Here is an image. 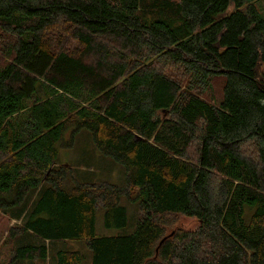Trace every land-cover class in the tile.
Masks as SVG:
<instances>
[{"label":"trees","instance_id":"1","mask_svg":"<svg viewBox=\"0 0 264 264\" xmlns=\"http://www.w3.org/2000/svg\"><path fill=\"white\" fill-rule=\"evenodd\" d=\"M254 1L0 0V212L16 221L15 241L39 240L8 264L78 240L91 264H264V19ZM218 76L222 99L210 103L199 90ZM66 133L88 134L125 168V185L61 164ZM121 197L137 203L134 231L98 235L100 209L107 228L126 225ZM183 216L197 227L176 226ZM52 260L84 257L62 249Z\"/></svg>","mask_w":264,"mask_h":264},{"label":"rangeland","instance_id":"2","mask_svg":"<svg viewBox=\"0 0 264 264\" xmlns=\"http://www.w3.org/2000/svg\"><path fill=\"white\" fill-rule=\"evenodd\" d=\"M255 6L264 19V0H255ZM171 73L178 77L182 76L179 69H172ZM185 78L186 77H182ZM224 77L218 76L211 82L207 90H199L201 98L210 103H219L222 99V88ZM70 143V144H69ZM63 147L59 149L58 157L60 163L69 167L71 171L77 173L76 177L90 183H109L114 186L123 187L126 180L125 168L114 162L109 157L103 156L93 145V141L88 134L82 133L70 141L69 133L64 135ZM245 153V151H244ZM119 205L124 207L127 215L126 225L122 228H107L104 224V211L100 209L96 214L95 228L96 233L101 236H118L130 234L134 231L139 218L137 203L129 202L125 197H121ZM198 222L193 218L180 217L176 226L186 230H193L197 227ZM16 221L11 220L8 214L0 212V263H10L13 249L24 245H38L39 240L32 233H25L15 241L11 237L12 232H16ZM172 235V233L170 234ZM48 258L42 262L34 261V264H53V253L58 250L78 251L84 257L83 264H91L92 255L87 249L84 241H68L48 245ZM13 264H31L28 261H15Z\"/></svg>","mask_w":264,"mask_h":264},{"label":"water","instance_id":"3","mask_svg":"<svg viewBox=\"0 0 264 264\" xmlns=\"http://www.w3.org/2000/svg\"><path fill=\"white\" fill-rule=\"evenodd\" d=\"M167 237H169V236H167ZM167 237L163 238L160 243H162Z\"/></svg>","mask_w":264,"mask_h":264}]
</instances>
